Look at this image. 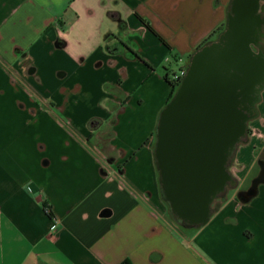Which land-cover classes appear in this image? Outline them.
Returning a JSON list of instances; mask_svg holds the SVG:
<instances>
[{"label": "crops", "instance_id": "1", "mask_svg": "<svg viewBox=\"0 0 264 264\" xmlns=\"http://www.w3.org/2000/svg\"><path fill=\"white\" fill-rule=\"evenodd\" d=\"M229 2L0 0V264H264V89L205 224L170 216L154 152Z\"/></svg>", "mask_w": 264, "mask_h": 264}, {"label": "water", "instance_id": "2", "mask_svg": "<svg viewBox=\"0 0 264 264\" xmlns=\"http://www.w3.org/2000/svg\"><path fill=\"white\" fill-rule=\"evenodd\" d=\"M263 1L230 0L224 28L191 54L158 116L160 188L184 228L205 224L212 201L233 184L227 168L264 89V50L252 48L263 35Z\"/></svg>", "mask_w": 264, "mask_h": 264}, {"label": "trees", "instance_id": "3", "mask_svg": "<svg viewBox=\"0 0 264 264\" xmlns=\"http://www.w3.org/2000/svg\"><path fill=\"white\" fill-rule=\"evenodd\" d=\"M136 17L144 24V26L145 27H147L149 30H151L154 34H156L157 36H158V34L153 30V28L151 27V25L149 24V22L146 20V19H144V18H142L141 16H139L138 14H136ZM224 28V24H222L220 27H218V28H216L206 39H204V41L203 42H201L196 48H195V50H197L200 46H202L203 44H205V43H207V42H209V41H211V40H213L215 37H216V35H217V33H219L222 29ZM163 42H164V40L161 38V37H159ZM127 47V46H126ZM127 49H129L128 47H127ZM194 50V51H195ZM129 51L133 54V55H135V56H138L134 51H132L131 49H129ZM193 51V52H194ZM192 52V53H193ZM191 53V54H192ZM191 54L189 55V57H188V61H189V58H190V56H191ZM183 77V76H182ZM182 77H180V78H178V79H176V80H173L172 78H168V77H166V80L169 82V84L171 85V92H170V94H169V97H168V101L173 97V95H174V93H175V91H176V89H177V87L179 86V84H180V82H181V79H182ZM167 101V102H168ZM167 104V103H166ZM165 104V105H166ZM164 108V107H163ZM163 110V109H162ZM161 110V111H162ZM161 113V112H160ZM159 113V114H160ZM156 127H157V125H156ZM155 133H156V128H155ZM250 133V129L247 127V129H246V134H245V136L241 139V141H244V140H246V138H247V135ZM240 141V142H241ZM155 147V146H154ZM230 164V163H229ZM229 166V165H228ZM227 170H228V168H227ZM229 173V172H228ZM230 178H231V181H234V178L233 177H231L230 176ZM223 195V193L222 194H220V195H218L217 197H221ZM165 199V198H164ZM213 202V201H212ZM178 225H181L180 224V221H177V220H174ZM120 264H131L130 262H129V260H124L122 263H120Z\"/></svg>", "mask_w": 264, "mask_h": 264}, {"label": "built area", "instance_id": "4", "mask_svg": "<svg viewBox=\"0 0 264 264\" xmlns=\"http://www.w3.org/2000/svg\"><path fill=\"white\" fill-rule=\"evenodd\" d=\"M185 72H186V68H180L176 73H174V74L172 75V79H173V80H176V79L182 77V76L185 74ZM45 211H46L47 213L50 212V210H49L48 207H46ZM52 218H53L54 223H53V225H52V227H51V232H52V233H57V232L59 231V227H57V220H58V218L55 217V216H53Z\"/></svg>", "mask_w": 264, "mask_h": 264}, {"label": "flooded vegetation", "instance_id": "5", "mask_svg": "<svg viewBox=\"0 0 264 264\" xmlns=\"http://www.w3.org/2000/svg\"><path fill=\"white\" fill-rule=\"evenodd\" d=\"M262 3H263V10L261 11L260 15H261V18L264 20V1ZM262 34L263 35L259 36L258 41L255 44L252 45V48L255 51H257L259 49H263L264 50V21L262 23Z\"/></svg>", "mask_w": 264, "mask_h": 264}, {"label": "rangeland", "instance_id": "6", "mask_svg": "<svg viewBox=\"0 0 264 264\" xmlns=\"http://www.w3.org/2000/svg\"><path fill=\"white\" fill-rule=\"evenodd\" d=\"M105 39L107 40V41H109L110 39H111V35L110 34H106L105 35ZM174 69H176V71H177V68L175 67Z\"/></svg>", "mask_w": 264, "mask_h": 264}]
</instances>
